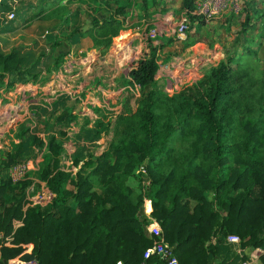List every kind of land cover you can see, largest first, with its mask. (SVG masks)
Returning <instances> with one entry per match:
<instances>
[{"label": "trees", "instance_id": "1", "mask_svg": "<svg viewBox=\"0 0 264 264\" xmlns=\"http://www.w3.org/2000/svg\"><path fill=\"white\" fill-rule=\"evenodd\" d=\"M78 1L83 0H45L53 9L24 24L55 21L66 28L75 14L61 15L58 8L65 3L75 10ZM243 1L239 31H256L260 20L254 15L262 19L264 11L259 3L254 10ZM195 2L181 5L191 14ZM137 3L85 5L81 14L88 27L79 24L68 37L84 42L86 55L105 56ZM141 4L149 8L150 0ZM190 20L192 30L185 35L201 43L207 22L192 14ZM159 49L149 45L130 71L121 111L107 122L96 121L94 137L111 132L106 149L85 161L73 157L69 164L52 157L44 167L42 180L52 192L47 204L23 207L29 180L0 186V264L16 258L37 264H141L154 242L146 234L152 224L161 227L180 264H209L219 252V238L229 234L241 237L243 250L264 248V72L254 74L237 51L229 52L199 83L198 94H170L160 77ZM246 53H253L250 46ZM12 73L22 80L40 75L26 67L20 52H0V87ZM137 87H149L147 97L139 98ZM19 151L6 160L12 163ZM148 205L150 212L142 215ZM260 260L264 264V255Z\"/></svg>", "mask_w": 264, "mask_h": 264}, {"label": "rangeland", "instance_id": "2", "mask_svg": "<svg viewBox=\"0 0 264 264\" xmlns=\"http://www.w3.org/2000/svg\"><path fill=\"white\" fill-rule=\"evenodd\" d=\"M100 1L103 0L78 1L75 10L63 3L58 8L61 15L75 14L63 28L64 24L55 21L24 24L41 11L53 9L45 0H0V52H20L26 67L40 74L37 79L22 80L12 73L0 87V186L31 181L28 200L21 201L25 209L40 197L51 198L52 192L43 182L42 172L52 157L60 156L69 164L73 157L85 161L106 149L112 140L111 132L97 138L92 135L93 127L97 120L107 122L121 111L130 88V71L149 45L160 48V77L171 94L180 90V87L171 88L176 76L187 78L190 87H183L184 92L198 94L196 83L212 74L229 52L237 51L242 65L254 74L264 72V17L254 15L255 21L260 20L256 22L259 25L256 31L240 32L246 16L243 0L238 2L233 14L229 6L220 17L208 22L202 42L197 44H192L187 34L179 37L176 33L186 13L182 0H150L149 8L137 0L127 20V29L114 39L112 49L102 57L95 51L86 55L84 42L68 37L79 24L88 27L81 8L97 6ZM247 2L252 9L259 3L258 9L264 11V0ZM192 23L190 20L188 33ZM151 30H158L160 37L148 39ZM163 30L169 31V35H164ZM249 46L253 52L250 55L246 53ZM195 55L207 62L203 65L205 72L195 71L191 75L183 70L182 62L193 68L194 63L189 62ZM56 60L61 62L59 67ZM178 67L181 71H177ZM133 92L142 99L147 97L149 87H137ZM66 109L71 111L65 113ZM17 151L12 163L6 160ZM150 210L148 205L141 213L148 215ZM257 264L263 263L260 260Z\"/></svg>", "mask_w": 264, "mask_h": 264}, {"label": "built area", "instance_id": "3", "mask_svg": "<svg viewBox=\"0 0 264 264\" xmlns=\"http://www.w3.org/2000/svg\"><path fill=\"white\" fill-rule=\"evenodd\" d=\"M239 1L240 0H196L195 11L192 12L191 14L196 17L203 18V20H205V22L208 23L220 17L221 14H223L224 12L228 10L229 6L231 8L230 13L232 11H237L236 9H238ZM191 14L190 12L186 11L185 18H183V20L180 22L177 28V32H176L179 37L184 36L185 33L189 30L190 28L189 17ZM163 32H164V35L166 36H168L170 33L169 31L165 32L164 30ZM147 37L148 39L153 40V39L159 38L160 34L158 30H151ZM206 62L207 60L205 58L201 57L200 55H195L193 56V59L189 62V63H194L193 68L190 66L189 67L187 66L188 62L187 63L182 62V67H183V70H187V72L191 73V75H195V71L197 73L201 71L205 72L203 71L205 69L203 65ZM180 69L181 68L178 67L177 71H181ZM206 74L207 72L205 73V75ZM176 77H174V81H172L171 88L178 89V87H180V90H178L179 92L177 93L173 91L172 94H181L185 92L191 93L190 90H187L185 92L183 91L185 87H190V85L187 86L186 84L187 78L185 77L180 78L179 76H176ZM201 81L202 80H199L196 83V85L199 84ZM49 200L50 199H47L46 197H40L38 200H35V203L47 204ZM148 235L150 238L154 239V242H153V245L145 251L143 262L141 264H180L179 260L174 254L173 245L163 237L162 229L159 225H151L150 229L148 230ZM241 243H242V239L240 236L236 234H229V235L221 236L219 238L218 244L220 247H223V248H231V247H240ZM263 255H264L263 248L252 247L250 249L249 258L246 260H243L240 264H256V262L260 261ZM10 264H37V263L34 261L22 262L19 259H15Z\"/></svg>", "mask_w": 264, "mask_h": 264}, {"label": "crops", "instance_id": "4", "mask_svg": "<svg viewBox=\"0 0 264 264\" xmlns=\"http://www.w3.org/2000/svg\"><path fill=\"white\" fill-rule=\"evenodd\" d=\"M147 232L148 231H146V234ZM249 256L250 250H243L240 247L223 248L219 246V252L215 257H211L209 264H240L243 260L248 259ZM258 262H256V264Z\"/></svg>", "mask_w": 264, "mask_h": 264}]
</instances>
